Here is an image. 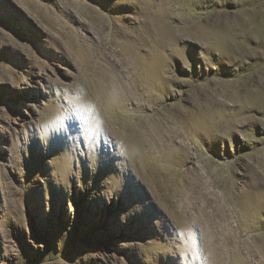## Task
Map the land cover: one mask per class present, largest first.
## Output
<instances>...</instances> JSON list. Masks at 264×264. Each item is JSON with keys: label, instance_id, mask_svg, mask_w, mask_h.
Returning a JSON list of instances; mask_svg holds the SVG:
<instances>
[{"label": "rangeland", "instance_id": "obj_1", "mask_svg": "<svg viewBox=\"0 0 264 264\" xmlns=\"http://www.w3.org/2000/svg\"><path fill=\"white\" fill-rule=\"evenodd\" d=\"M0 264H264V0H0Z\"/></svg>", "mask_w": 264, "mask_h": 264}]
</instances>
